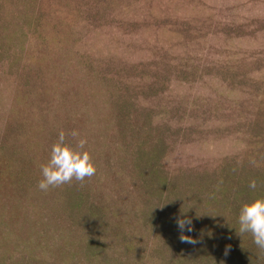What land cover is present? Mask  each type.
I'll return each mask as SVG.
<instances>
[{
	"label": "rangeland",
	"instance_id": "1",
	"mask_svg": "<svg viewBox=\"0 0 264 264\" xmlns=\"http://www.w3.org/2000/svg\"><path fill=\"white\" fill-rule=\"evenodd\" d=\"M61 130L97 172L41 191ZM259 197L264 0H0V264H264Z\"/></svg>",
	"mask_w": 264,
	"mask_h": 264
},
{
	"label": "clouds",
	"instance_id": "2",
	"mask_svg": "<svg viewBox=\"0 0 264 264\" xmlns=\"http://www.w3.org/2000/svg\"><path fill=\"white\" fill-rule=\"evenodd\" d=\"M78 136L79 133L75 130L67 133L63 130L59 132L56 142L51 147L47 163L41 165L42 179L38 182V188L41 191L46 192L49 188L71 184L73 180L82 186L86 178L90 179L96 174L95 160L92 154L85 150L87 140H77ZM250 163L255 165L256 161L252 160ZM249 188L253 190L257 188L255 179L250 181ZM176 223L181 232L179 236L181 242L197 243L192 237L183 234L185 230L193 231L190 218H179ZM238 224V235L250 234L254 244L260 250L261 257L264 258V197L256 198L242 206L238 216Z\"/></svg>",
	"mask_w": 264,
	"mask_h": 264
},
{
	"label": "trees",
	"instance_id": "3",
	"mask_svg": "<svg viewBox=\"0 0 264 264\" xmlns=\"http://www.w3.org/2000/svg\"><path fill=\"white\" fill-rule=\"evenodd\" d=\"M243 192L245 193L246 196L249 195V196H252V198H255L252 189H250L249 187L248 188L245 187Z\"/></svg>",
	"mask_w": 264,
	"mask_h": 264
}]
</instances>
